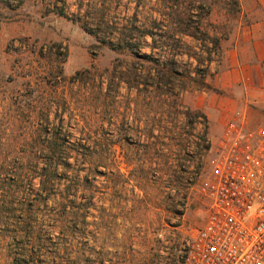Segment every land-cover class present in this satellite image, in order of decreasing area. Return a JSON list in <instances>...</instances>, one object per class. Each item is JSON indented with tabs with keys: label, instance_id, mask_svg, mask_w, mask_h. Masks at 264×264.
I'll return each instance as SVG.
<instances>
[{
	"label": "rangeland",
	"instance_id": "obj_1",
	"mask_svg": "<svg viewBox=\"0 0 264 264\" xmlns=\"http://www.w3.org/2000/svg\"><path fill=\"white\" fill-rule=\"evenodd\" d=\"M200 1L222 38L211 63L188 54L207 50L190 36L152 51L144 35L162 33L158 9L191 0H0V264H176L207 219L198 189L232 116L221 127L203 107L247 16ZM48 163L44 189L33 175Z\"/></svg>",
	"mask_w": 264,
	"mask_h": 264
},
{
	"label": "built area",
	"instance_id": "obj_2",
	"mask_svg": "<svg viewBox=\"0 0 264 264\" xmlns=\"http://www.w3.org/2000/svg\"><path fill=\"white\" fill-rule=\"evenodd\" d=\"M198 190L207 219L179 246L176 264H264V125L234 116Z\"/></svg>",
	"mask_w": 264,
	"mask_h": 264
},
{
	"label": "crops",
	"instance_id": "obj_3",
	"mask_svg": "<svg viewBox=\"0 0 264 264\" xmlns=\"http://www.w3.org/2000/svg\"><path fill=\"white\" fill-rule=\"evenodd\" d=\"M239 3L247 16L224 40L221 69L215 80L221 93L203 109L209 118L242 116L254 127L256 120L264 116V0ZM218 125L216 121V128Z\"/></svg>",
	"mask_w": 264,
	"mask_h": 264
},
{
	"label": "trees",
	"instance_id": "obj_4",
	"mask_svg": "<svg viewBox=\"0 0 264 264\" xmlns=\"http://www.w3.org/2000/svg\"><path fill=\"white\" fill-rule=\"evenodd\" d=\"M232 4L234 6V9L239 12L241 9L239 0H233ZM157 11L160 19L158 21L155 19V22H157V27L162 33L155 32L154 26H150L149 28L145 29L144 32L145 36H150L152 38V44H149V47L152 51H154V49L158 47H162V49L166 47V41L165 43L162 42L164 43V46L159 45V42L162 41V38L165 36H169V38L173 39L177 44H179L180 47L183 45L188 46L183 41V36H190L200 41L202 43V46H207V50H205V48H202L199 52L195 49L194 46L189 45V51L191 52H188V54L191 57H195L198 62H202L201 56L204 52H207V61L210 63L212 62V55L221 48L222 38L213 36L209 33V31L204 29V21L212 13V7L209 4H206L205 2H202L200 0H191L189 7H184L181 3H178L171 7L158 9ZM82 28L86 32L95 35L98 38L97 34L93 30L88 28L85 23L82 24ZM98 40L101 42L106 41L99 38ZM107 42L111 43V41ZM209 42L213 43L212 46H209ZM127 45L128 48H131L130 44ZM203 83L204 87L211 88V85L207 82ZM203 141H207V137L205 135L203 136ZM207 146L208 143L204 147L207 148ZM58 170L59 166L48 163L33 176L35 178H39L40 182L43 184V188L45 189V187L52 181L53 176L58 172ZM37 194L40 195L41 191H37ZM27 236H29V234Z\"/></svg>",
	"mask_w": 264,
	"mask_h": 264
}]
</instances>
